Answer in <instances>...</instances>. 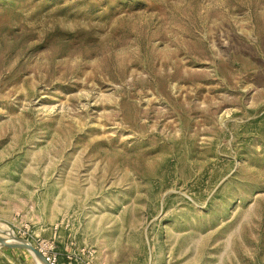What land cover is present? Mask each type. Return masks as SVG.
<instances>
[{
	"label": "rangeland",
	"instance_id": "1",
	"mask_svg": "<svg viewBox=\"0 0 264 264\" xmlns=\"http://www.w3.org/2000/svg\"><path fill=\"white\" fill-rule=\"evenodd\" d=\"M9 238L58 264H264V0H0Z\"/></svg>",
	"mask_w": 264,
	"mask_h": 264
},
{
	"label": "built area",
	"instance_id": "2",
	"mask_svg": "<svg viewBox=\"0 0 264 264\" xmlns=\"http://www.w3.org/2000/svg\"><path fill=\"white\" fill-rule=\"evenodd\" d=\"M46 261L47 264H58L60 255L55 252L53 244L42 243L35 249ZM95 252L91 250H81L79 257L72 255L66 256L68 264H92Z\"/></svg>",
	"mask_w": 264,
	"mask_h": 264
},
{
	"label": "water",
	"instance_id": "3",
	"mask_svg": "<svg viewBox=\"0 0 264 264\" xmlns=\"http://www.w3.org/2000/svg\"><path fill=\"white\" fill-rule=\"evenodd\" d=\"M19 243L14 244V243H10L7 242L5 240L0 239V249L2 248H21V249H25L30 255H33L35 257H38L41 259V262L43 264H47L46 261L44 260V258L33 248V246L24 240H19L17 239Z\"/></svg>",
	"mask_w": 264,
	"mask_h": 264
},
{
	"label": "bare ground",
	"instance_id": "4",
	"mask_svg": "<svg viewBox=\"0 0 264 264\" xmlns=\"http://www.w3.org/2000/svg\"><path fill=\"white\" fill-rule=\"evenodd\" d=\"M3 240H5V241H7V242H10V243H14V244H17V243H19L18 242V240L17 239H14V238H9V239H3ZM32 257H33V259H34V261H35V263L36 264H43L42 262H41V259L40 258H38V257H35V256H33V255H31Z\"/></svg>",
	"mask_w": 264,
	"mask_h": 264
},
{
	"label": "crops",
	"instance_id": "5",
	"mask_svg": "<svg viewBox=\"0 0 264 264\" xmlns=\"http://www.w3.org/2000/svg\"><path fill=\"white\" fill-rule=\"evenodd\" d=\"M60 257H61V256H60ZM59 262H60V263L63 262L62 257H61V259H59Z\"/></svg>",
	"mask_w": 264,
	"mask_h": 264
}]
</instances>
